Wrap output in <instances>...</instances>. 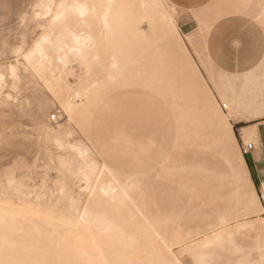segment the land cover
I'll return each mask as SVG.
<instances>
[{"label":"rangeland","instance_id":"1","mask_svg":"<svg viewBox=\"0 0 264 264\" xmlns=\"http://www.w3.org/2000/svg\"><path fill=\"white\" fill-rule=\"evenodd\" d=\"M67 1L0 0V214L8 215L15 208L25 207L39 211L54 207L63 211L72 202L78 208L77 216L84 207L103 209L115 201L107 197L117 189L107 197L99 196L98 183L113 179L117 187L126 189L129 200L124 201L130 202L138 214L135 221L116 223L127 225L124 235H131L135 246L131 255L145 264H163L161 259L167 247L184 264H197L193 257L203 250V238L223 226L216 214L224 207L229 208L227 227L244 219L264 221L260 202L256 212L248 213L240 196L252 188L245 181L235 154H241V144H246L236 143L233 121L232 140L226 147L217 138L218 129L206 120L209 103L222 112L226 111L222 103L249 115L253 109L264 110V65L259 73L236 76L218 72L212 66L219 92L208 81L204 69L202 35L220 15L247 12V6H236L240 0L219 1L224 6L203 22L192 47L179 32L176 11L167 0H145L144 4L141 0H112L105 17L108 27L100 19V13L105 11L101 6L107 0H92L101 5L94 14L88 9L81 16L71 11L60 16ZM44 2L51 7L47 14L42 9ZM160 11L171 18L188 55L176 45L174 31L161 19ZM70 30L77 34L89 32L93 45L86 57L80 59L71 53L58 60L53 42L57 35ZM46 34L49 42L43 39ZM36 43L45 45L48 57L34 52ZM188 56L198 67L199 77L192 73ZM112 57L115 67L110 65ZM110 71L112 76L108 77ZM205 82L209 86H204ZM71 91L77 94L71 97ZM195 99L203 105L205 138L214 143L213 149L203 150L210 158L209 171L184 168L187 161L182 154L192 155L193 147L184 143V136L176 134L179 126L188 132L189 125H193L192 118L184 119L183 108L192 107L191 101ZM73 106L78 111L69 118L67 110ZM240 122L245 123L243 119ZM47 131H59L63 146L46 138ZM178 144L183 151H176ZM144 145L147 147L143 151ZM259 149L264 159V143ZM158 151L168 158L157 159ZM82 158L94 166L95 172L87 180L76 172ZM227 158L239 169L241 179L236 184L227 170ZM248 159L252 165L254 155L249 154ZM194 162L198 165L201 159ZM171 166L181 168L174 170ZM255 194L259 201L256 190ZM118 210L115 211L120 213ZM50 220L42 222L47 233L50 228L59 239L69 233L77 239V233L65 228L63 220L53 219L49 223ZM211 221L214 224H209ZM191 239L194 240L188 242ZM234 239L241 251L210 245L204 250L209 253L207 264H239L244 257L253 261L264 259V231L236 232ZM12 242V238L0 236V264H78L77 255L71 250L64 254L51 248L50 252L45 240L32 242L22 237L16 242L27 247L20 249L12 248Z\"/></svg>","mask_w":264,"mask_h":264},{"label":"bare ground","instance_id":"2","mask_svg":"<svg viewBox=\"0 0 264 264\" xmlns=\"http://www.w3.org/2000/svg\"><path fill=\"white\" fill-rule=\"evenodd\" d=\"M96 1H98V0H96ZM111 1L112 0H107V4L104 6H101L100 4L99 5L94 4L92 2V0H89L90 5H89V2L87 3L86 0H69L61 7L60 16H62L64 14V12H66V11H69V12L71 11V12L77 13L81 16L85 12H87L88 9H90L92 11V13L94 14L95 11L98 9V7L101 6V7L105 8V11L100 13V19L103 21L104 26L108 27V24L105 21V17H106V14L108 12V9L110 8L109 2H111ZM141 3L144 4L145 0H141ZM49 8H51V7H49L48 2H44L42 9L44 10L45 14L49 13L48 12V11H50ZM151 15H152V13H151ZM57 16H59V15L56 14V18H58ZM160 17H161V19H163L164 22H167L172 27V29L174 31V38L176 41V45L178 46V48L182 52L187 54V49H186L185 43H184L180 33L178 32L176 26L172 22L171 18H169V16L166 15L163 11H160ZM202 28H203V24L199 23V27L196 31H194L190 34L184 35L185 40L189 43L190 46L194 47L196 35L198 33H200ZM43 39L45 41L49 42V36L47 34L44 35ZM53 43H54L53 46L55 47V50H56V58L58 60L62 61L65 58H68L69 54H71V53L75 54V56H77L81 59V58L87 56L89 48L93 45V38L89 32L84 33V34H81V33L77 34V33H74L70 30L67 33H61V34L57 35V37L55 38V41ZM34 52L40 53V54H42V56H46V57L49 56L45 45L41 44V43L35 44ZM188 58H189V66H190L192 73H194V75L199 77L201 73L199 72L198 67L195 65V63L191 60V58L189 56H188ZM111 59L112 60H110L111 61L110 65L112 67H115L116 60L113 57ZM204 63H205L204 69H205V72L207 75V79L211 84L212 83L211 82V75H210L211 64L208 60H206ZM11 70H13V68H11ZM11 73H13V72L11 71ZM111 76H112V71H110V73L108 74V77H111ZM0 77H1V74H0ZM206 85L209 86L205 82L204 86H206ZM207 89H209V88H207ZM209 92H211V91L209 90ZM76 94H77V91H71L70 92L71 97L76 95ZM68 98L70 99V97H68ZM69 99H68V101H69ZM178 102H179V100H178ZM191 103H192V107L183 108V111L185 112L184 119H186L188 121L190 118H192L193 119V125L192 126L189 125V128L187 130L188 132H184V129L181 126L178 127V131H176L177 128L175 129V131L177 132L176 134H179L178 136H181V137L184 136V138H185L184 143L193 147V150H192L193 154L192 155H189L187 157L184 155V153L182 154L183 159L187 161V163H185L184 168L190 169L191 171H196L197 169H202L203 171H205V170L211 169L209 167H212V166H209L211 164V163L209 164L210 158L207 157V155L205 154L206 151H203V150L204 149H208V150L213 149L214 143H213V140H207L205 138V136H206V133L204 132L205 114L203 112V105H200L199 102L197 101V99L191 101ZM65 104H67V103H65ZM67 106H69V105H67ZM207 108H208L207 110H209V113H210L207 116V119H206L207 122L212 123L218 129L217 130V138L221 142H223V144L226 147H228L230 142L228 141L227 135L222 130L221 123L218 120V115L223 113V112L217 106L213 105L212 103H209ZM228 110H231V109H228ZM228 110H226V111H228ZM77 111H78L77 106L70 107L69 110H67L69 118H73ZM156 115L158 117L161 116V114L159 116V113ZM163 117H164V115H163ZM162 124L163 123H161V125ZM252 125L256 129V126L254 124H252ZM175 127H176V122H175ZM247 127H249V126L241 127V128H239V131H241ZM226 131H227V133H232L231 123L226 124ZM157 132H158V130H157ZM45 133H47V134H45L46 138L52 139L56 144H58L59 146L61 145L60 147L63 146L62 145L63 141H62L61 134L59 131L52 132L51 134L48 133V131ZM176 134H175V136H176ZM256 135H257V129L255 132V135L253 137H251L249 140L251 142H247L245 144H250V143L254 144L255 143L254 145L256 147H258V143L256 142ZM150 137H149V139H150ZM180 139H182V138H180ZM139 140H141V139H139ZM172 141H173V139H172ZM174 141L177 142V137H175ZM179 141H181V140H179ZM145 142L143 141V143H145ZM179 144H178V147H180ZM145 146L146 145L143 146V151H144V149H146V148H144ZM74 147L76 148L77 146H74ZM178 147H174V148L178 149ZM181 147L179 148V150H176V151H183V150H180V149H182ZM183 148H185V147H183ZM78 149L79 148L77 147V150ZM139 149H141V151H142V148H139ZM148 149H149V147H148ZM160 150H162V149H160ZM189 151H191V149ZM221 152H222V150H221ZM226 152H228V151H226ZM226 152H224V153H226ZM144 153H147V152L145 151ZM162 153H163L162 151L161 152L158 151L156 158L162 159V160L167 159L168 156L167 155L165 156ZM224 153H221V154L223 155ZM79 154H82L80 150H79ZM170 154H172V153L170 152ZM235 154H236V157L238 159V162L240 163V165H242V168H243V171H244V174H245L247 180L245 179V177L243 179H245V181H248V183L250 184V186L252 188L250 191L241 192L240 196L243 199L242 202L244 203L245 210H247L248 213H253L259 209V202L260 201L257 200L256 194H255V189H253L254 187H253L252 182L249 178L242 153L240 154V153L236 152ZM176 156H178V154ZM176 156H173V157H176ZM184 156L186 159L184 158ZM210 156H211V154H210ZM226 157L227 156L225 155V158ZM197 158L201 159V162L198 165L195 164V162H194V160ZM157 159H156V161H154V163H157ZM82 160H83V163H82V165L77 166L76 172H77V174L78 173L82 174V177H84L86 179L88 176L92 175V173L95 172L94 166L92 165L91 161H87V160L84 161L83 158H82ZM170 160H173V159H170ZM224 160H226V159H224ZM224 160H223V162H224ZM235 161L237 162V160H235ZM151 162L152 161H150V164H151ZM166 162H168V164H169V161H166ZM180 163H184V162H180ZM164 164H165V162H164ZM226 164L228 165V167L226 166L227 170L229 168L228 172L236 184V182L239 181V179H241V177L239 178V171H238L239 169L238 170L235 169V167L232 165V162L228 158L226 160ZM160 165L162 166V164H160ZM157 166H159V165H157ZM179 166H177L175 168L173 166H171V167L175 170V169H180L181 167L178 168ZM184 168L182 170H185ZM148 169H149V166H148ZM153 170H156V169H153ZM167 170H169V169H166V171ZM171 170H169V171H171ZM211 171L212 170H210V172ZM169 173H171V172H169ZM211 173H213V172H211ZM156 174H158V173H156ZM171 174H170V176H171ZM173 174L175 175V173H173ZM213 175H214V173H213ZM155 176H157V175H155ZM187 176L188 175H186V179L188 178ZM80 177H81V175H80ZM10 183H11V181H10ZM87 185L88 184H86L85 186H87ZM15 189L18 190V186H15ZM116 189H117L116 193L108 196V194L110 192H112ZM125 190L126 189H124L123 187H117L116 182L113 179L107 180V181L100 180L98 183L97 195L106 196V197L108 196L107 198L114 199L115 201L113 203H111L108 207H105L103 209H98V208L97 209H88V208L84 207V209L81 211V213L78 216H77L78 208L74 205L73 202L68 204V206L66 208L63 207L64 208L63 211H61L62 208L56 210L57 208H54V207H49V209L47 208L48 211H42V210L39 211L38 209L26 208V207H25L26 209L25 208L24 209L15 208V209H13V212H11L12 210H10L11 213L8 215L0 214V236L12 238L13 242L11 243V247L17 248V249L24 248L25 246L27 247V245L23 246L21 244L22 241L20 243L16 242V240L21 239L22 237H24V238L27 237V238L31 239L32 242H33V240H34V242L35 241L40 242L42 240L43 241L45 240V242H47L48 249L50 248L49 249L50 252H52L51 248L58 249V251L61 250L62 253H64V254L66 253L67 250L68 251L71 250V252L73 254L77 255V256L76 255L75 256H76L78 264H145L144 260L140 261L138 259L133 258L131 255L134 252L135 246H133L134 243H133L132 236L131 235H124V231L127 229V225L124 226V224L119 225L118 223H116L117 220L118 221L121 220V222L123 221L124 223L135 221V219L138 215L137 212L133 210L134 208L130 204V202L126 203L124 201V200H129V196L127 195ZM238 191H239V189H238ZM100 198H98V199H100ZM130 200H131V198H130ZM117 208L119 209L118 211H120V213H117V211H115ZM228 214H229V208L228 207H224L221 212L219 210H217L216 220L219 223H221L223 226L219 230L218 229L214 230L215 232L212 230L213 234L211 236L203 238V242H202L203 250L195 253V255L193 257L194 262H196L197 264H207L208 263L210 258L208 255L209 253L204 251L206 247H208L210 245L222 246V247L226 246V247L230 248L231 250H233L234 252H239V251H241L242 248L238 244H236V242H235L234 234L236 232L244 233V232H250V231L255 230V229H258L259 231H261L264 228V221H262V220L249 222V221H246L245 219L240 221L239 223L233 225V226L227 227L226 217ZM44 219H51V220L60 219L59 221L63 220L65 222V228H68L72 232L75 231V233H77V239H73L74 235H71L70 233L66 236H64V234H63V238L59 239V238L55 237V235H54L55 233L53 234V232H52L53 230H51L50 228L48 230L49 232L47 233L46 231L48 228L45 227L46 225H44V224L42 225V222L44 221ZM51 220L49 221V223L51 222ZM127 223H125V224H127ZM207 224H208V222H207ZM209 224H214V222H212V223L209 222ZM44 227L46 228V230H44ZM50 231L52 232V234ZM54 232H55V230H54ZM187 233H188V231H187ZM187 233H186V236H187ZM196 234H198V233H196ZM193 240L194 239H191L188 242H192ZM23 242H25V241L23 240ZM26 242H29V240H27ZM32 242H31V245H32ZM23 244H25V243H23ZM255 245H257L259 247L258 244L255 243ZM32 246H34V245H32ZM252 247H254V246H252ZM68 251H67V253H70V251L69 252ZM55 252H56V250H55ZM259 252H260V250H259ZM129 255H130V257H129ZM16 259L19 260L20 258L16 257ZM65 259H67V258H65ZM14 260H15V258H14ZM63 261H65V260H63ZM161 261L163 264H184L182 262V260L174 253V251L169 249L168 247L165 250L164 256L162 257ZM239 264H264V260L262 257L258 260H255V261L250 260L247 257H244L241 260H239Z\"/></svg>","mask_w":264,"mask_h":264},{"label":"crops","instance_id":"3","mask_svg":"<svg viewBox=\"0 0 264 264\" xmlns=\"http://www.w3.org/2000/svg\"><path fill=\"white\" fill-rule=\"evenodd\" d=\"M175 9L176 21L182 35L190 34L198 24L215 16L216 9L224 6L221 0H167ZM246 5L248 11H233L222 14L211 22L201 37L202 52L205 61L211 64V85L220 91V85L213 74V69L231 76L243 73H259L264 65V0H240L236 5ZM234 6V5H233ZM263 18V20H262ZM227 104V103H225ZM230 109H233L230 106ZM262 109H253L247 119H233V131L254 124L257 129L258 147L242 155L246 163L249 178L257 192L264 182V159L260 156L259 146L264 143V121L260 119ZM242 142V141H241ZM255 144V143H254ZM253 154L252 165L248 155ZM264 231V228L261 230ZM264 260V259H263Z\"/></svg>","mask_w":264,"mask_h":264},{"label":"snow or ice","instance_id":"4","mask_svg":"<svg viewBox=\"0 0 264 264\" xmlns=\"http://www.w3.org/2000/svg\"><path fill=\"white\" fill-rule=\"evenodd\" d=\"M221 107H222V109H225V110L230 109V106L228 104H224ZM248 116H249L248 113H241L235 109L225 111V112L218 115V120L221 123L222 130L226 133L227 139L229 142H231L233 134L227 133L226 124H230L234 118H236V119H247ZM260 119L262 121H264V110H261V112H260ZM255 132H256V129L253 125H250L249 127L245 128L239 132H236L234 134L236 143L239 144L241 141H244L245 143H247L250 140V138L255 135Z\"/></svg>","mask_w":264,"mask_h":264},{"label":"built area","instance_id":"5","mask_svg":"<svg viewBox=\"0 0 264 264\" xmlns=\"http://www.w3.org/2000/svg\"><path fill=\"white\" fill-rule=\"evenodd\" d=\"M222 105H224V103H222ZM256 149L257 147L252 143L246 144V145L241 144L242 155H246L251 151H255ZM257 195L261 203V206L263 208V212L261 213V215H262V218L264 219V182L259 184L258 189H257Z\"/></svg>","mask_w":264,"mask_h":264}]
</instances>
